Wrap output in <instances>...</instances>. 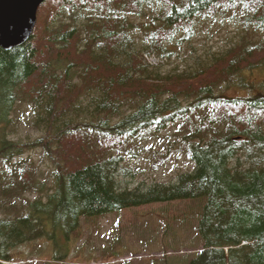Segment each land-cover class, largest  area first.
<instances>
[{"label":"trees","instance_id":"1","mask_svg":"<svg viewBox=\"0 0 264 264\" xmlns=\"http://www.w3.org/2000/svg\"><path fill=\"white\" fill-rule=\"evenodd\" d=\"M227 12L243 35L224 51L167 75L148 62ZM36 17L24 44L0 49V264L41 239L64 262L83 218L196 200L202 247L185 264H264V0H45ZM18 102L40 138H10ZM171 129L192 170L126 187L138 173L112 153L135 156ZM37 149L52 167L44 183L26 157Z\"/></svg>","mask_w":264,"mask_h":264},{"label":"rangeland","instance_id":"2","mask_svg":"<svg viewBox=\"0 0 264 264\" xmlns=\"http://www.w3.org/2000/svg\"><path fill=\"white\" fill-rule=\"evenodd\" d=\"M233 14L227 12L224 17L215 20L201 19L195 25V34L189 43L177 47L176 55L162 62L157 56L148 58L151 65L162 64L161 74L181 72L187 66L194 65V59L204 58L210 53H218L236 43L243 35L242 27L231 21ZM129 20L140 23V20L130 17ZM230 96H242V91L233 89L227 93ZM10 118L16 123L9 131L11 139L22 142L34 141L41 133L32 127V110L24 102H18ZM172 129L163 131L159 137L139 142L135 156L112 153V157L121 159V167H128L138 175L134 182L126 183L129 189L137 184L147 186L152 182L164 184L174 183L176 175L191 171L193 164L175 151L176 139H167ZM34 165L39 168V181L44 183L52 172L47 159L43 158L42 150L26 153ZM156 168V171L153 169ZM51 180L48 186L51 187ZM124 187V183H120ZM36 194L28 196L34 200ZM202 202H173L168 204H154L112 212L101 217L81 219L80 228L82 238L70 240L67 245L69 255L64 262L54 260V247L50 241L38 240L28 245L30 254L22 253L25 247L16 250L12 261L29 259V264H185L189 257L202 247L196 229L200 217ZM61 241L62 237L60 236ZM27 247V246H26ZM59 248V256L65 249ZM170 257H164V256ZM21 263V262H20Z\"/></svg>","mask_w":264,"mask_h":264},{"label":"water","instance_id":"3","mask_svg":"<svg viewBox=\"0 0 264 264\" xmlns=\"http://www.w3.org/2000/svg\"><path fill=\"white\" fill-rule=\"evenodd\" d=\"M45 0H0V49L9 51L32 35L37 10Z\"/></svg>","mask_w":264,"mask_h":264}]
</instances>
